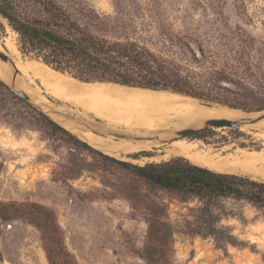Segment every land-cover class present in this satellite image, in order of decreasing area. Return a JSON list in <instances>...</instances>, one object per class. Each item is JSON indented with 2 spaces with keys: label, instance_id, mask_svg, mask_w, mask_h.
Returning a JSON list of instances; mask_svg holds the SVG:
<instances>
[{
  "label": "rangeland",
  "instance_id": "obj_1",
  "mask_svg": "<svg viewBox=\"0 0 264 264\" xmlns=\"http://www.w3.org/2000/svg\"><path fill=\"white\" fill-rule=\"evenodd\" d=\"M54 1L92 34L145 47L192 90L213 99L197 100L225 101L248 112L264 107V0ZM0 21V49L11 61L39 62L22 56L16 33ZM8 63L0 60L1 81L13 76ZM22 78L43 91L38 80ZM35 95L58 107L62 122L79 124L85 133L106 136L92 129L98 126L129 135L144 130L95 114L83 103L44 91ZM16 96L0 84V264H150L149 247L153 264H264L263 207L226 197L206 201L151 185L84 148L80 134ZM101 105L105 112L114 109L106 101ZM42 113L75 138L56 130ZM263 130L209 127L186 136L214 148L233 143L261 149L257 134ZM154 146L125 158L107 156L140 166L180 156L146 159L160 155ZM151 223L158 239L149 238Z\"/></svg>",
  "mask_w": 264,
  "mask_h": 264
},
{
  "label": "trees",
  "instance_id": "obj_2",
  "mask_svg": "<svg viewBox=\"0 0 264 264\" xmlns=\"http://www.w3.org/2000/svg\"><path fill=\"white\" fill-rule=\"evenodd\" d=\"M0 18L16 33L18 50L22 56L42 62L69 77L90 83L167 90L213 101L192 90L159 63L156 56L145 47L133 41H110L92 34L54 0H0ZM0 29L4 30L1 21ZM0 84L8 89L3 81L0 80ZM217 102L246 112L251 110L225 101ZM263 108L259 106L255 110ZM42 115L48 118L56 130L73 137L47 115ZM77 141L84 148L122 165L151 185L194 195L206 201L226 197L245 200L264 208V179L215 171L183 156L143 166L134 165L109 157L89 146V143ZM149 238H159L152 223ZM152 251L153 247L147 248L145 256L150 264L155 260Z\"/></svg>",
  "mask_w": 264,
  "mask_h": 264
},
{
  "label": "bare ground",
  "instance_id": "obj_3",
  "mask_svg": "<svg viewBox=\"0 0 264 264\" xmlns=\"http://www.w3.org/2000/svg\"><path fill=\"white\" fill-rule=\"evenodd\" d=\"M12 44H8L10 50L13 53H19L17 47ZM8 65L13 76H9L8 79L4 78L6 83L20 87L29 95L31 94L30 100L38 104L51 118L67 130L80 134L79 137L109 156L125 158L131 152L156 145L154 146L155 151L160 155L146 159L161 160L172 155H180L197 165L215 171L264 177V147L250 149L236 146L234 148L235 144L232 143L214 148L210 146L211 144L208 145L199 139L179 138L175 133L185 127H200L205 120L213 118H228L244 128L261 130L264 129V118L255 123L244 120L256 117L259 112H246L218 104L204 103L191 97L166 91L120 86L113 83L104 84V82L84 83L40 62L29 64L17 59L15 63L11 61ZM14 70L17 71L15 75ZM23 75L29 82L38 80L43 91L57 100L72 104L83 103V107L92 109L95 114H106L108 118H113L117 123L130 125L134 129H144L143 132L132 131L134 133H130L143 137V139L134 140V142L115 140L111 134L103 136L92 132L85 133L79 124L69 125L62 122L61 119L64 118L59 119V115L54 111L58 107L50 105L42 100L41 96L35 95H43V91L31 87L23 79L24 77L22 78ZM0 79L3 80L1 74ZM103 101H106L108 105L113 104L114 109L108 111L107 108L108 112H105L101 105ZM254 124L259 125L254 126ZM258 135L263 140L261 144L264 145V130Z\"/></svg>",
  "mask_w": 264,
  "mask_h": 264
},
{
  "label": "water",
  "instance_id": "obj_4",
  "mask_svg": "<svg viewBox=\"0 0 264 264\" xmlns=\"http://www.w3.org/2000/svg\"><path fill=\"white\" fill-rule=\"evenodd\" d=\"M0 60L3 61V62H11V59H10L9 55L5 54L1 49H0ZM16 73H17V71L14 70V75ZM74 79H76V78H74ZM76 80H78V79H76ZM78 81H80V80H78ZM3 82H5V81H3ZM80 82H83V81H80ZM84 83H90V82H84ZM6 85L17 96H19L20 98H22L24 100L30 101L32 104L37 105L40 108V106L38 104H36V103H34L33 101L30 100L29 96L27 95V93L23 89H21L20 87H16V86H14V85H12L10 83H6ZM129 87H131V86H129ZM137 88H139V87H137ZM143 89H147V88H143ZM154 91H167V90H154ZM168 92H171V91H168ZM171 93H176V92H171ZM177 94L183 95V94H180V93H177ZM187 97H191V96H187ZM191 98L196 99L194 97H191ZM218 105H222V106H227L229 108H233V107H230V106L224 105V104H218ZM233 109H238V108H233ZM54 111L56 112V110H54ZM242 111H244V110H242ZM257 112H259V114L256 117L246 118L244 120L248 121L250 123H255V122L259 121L260 119L264 118V109L259 110ZM76 120L79 121V122L84 123L85 125L90 126L89 124L85 123L84 121H82L80 119H76ZM209 127H238V125H237L236 121L228 119V118H213V119L205 120L200 127H185L183 129H180V130L176 131L175 133H176V135L179 138H183V137H187L186 136L187 134L192 133V132H194L196 130L203 129V128H209ZM92 129L93 130H97L98 132H101L103 134H113V135L119 136V137L121 136V137H126V138H132L135 141L143 139V137H140L138 135L124 134V133H122V132H120L118 130H115V129H112V128H109V127H105V126H98L97 129L92 127Z\"/></svg>",
  "mask_w": 264,
  "mask_h": 264
}]
</instances>
